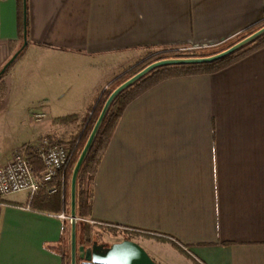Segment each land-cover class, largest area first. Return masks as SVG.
Masks as SVG:
<instances>
[{"label":"crops","instance_id":"obj_1","mask_svg":"<svg viewBox=\"0 0 264 264\" xmlns=\"http://www.w3.org/2000/svg\"><path fill=\"white\" fill-rule=\"evenodd\" d=\"M23 3L27 45L0 79V166L23 151L36 172L41 138L78 131L56 120L86 115L125 72L105 81L106 66L215 48L264 20V0H0V71L22 46ZM69 182L0 198V264H63ZM87 222L136 236L158 264H264V48L132 101Z\"/></svg>","mask_w":264,"mask_h":264},{"label":"trees","instance_id":"obj_2","mask_svg":"<svg viewBox=\"0 0 264 264\" xmlns=\"http://www.w3.org/2000/svg\"><path fill=\"white\" fill-rule=\"evenodd\" d=\"M264 26V20L255 24L254 26L243 31L234 38L228 40L227 42L222 43L221 45L211 48V49H201L193 51H164L159 52L149 58L139 61L134 66L127 69L123 74L116 78L112 83H110L105 90H103L96 100L94 106L90 108L89 112L83 117L77 115L67 116L64 118L57 119V123L60 125H73L78 131L76 134L69 136L67 138L59 139L53 141L56 144L64 145L68 147L71 151V158L68 164L66 171L64 172L67 181L70 180L71 170L93 128V125L96 122V119L109 95L112 91L117 88L120 84L143 70L148 65L163 59L169 58H201L207 57L218 52L223 51L224 49L232 46L238 41L244 39L248 35L252 34L256 30ZM264 48V35L254 41L252 44L244 47L240 51L230 55L220 61L203 64V65H184V66H171L163 67L156 69L146 75L141 80L137 81L131 87L123 91L117 98L114 100L110 109L108 110L106 117L99 129L97 136L94 139V142L80 168V171L77 176L76 182V235L79 239L81 237V243L87 244L92 238L100 237L92 234V228L95 225H90L87 220L91 215V204L93 197V183L98 167L101 163L102 157L110 143L114 130L118 124L120 117L122 116L126 107L138 98L140 95L148 91L149 89L155 87L159 83L166 81L168 79L177 78V77H189V76H201V75H211L217 72H220L229 66L237 63L248 55ZM9 67L5 72L0 75V79L7 72ZM90 113V114H89ZM69 216V215H68ZM99 229V228H98ZM101 231V230H100ZM102 232V231H101ZM120 235L124 236L123 240L134 241L133 235H130L126 232H117ZM96 240V239H95ZM106 244V245H111ZM63 264H69L67 261V252L62 254ZM67 262V263H66ZM77 264H85L81 261H77Z\"/></svg>","mask_w":264,"mask_h":264},{"label":"water","instance_id":"obj_3","mask_svg":"<svg viewBox=\"0 0 264 264\" xmlns=\"http://www.w3.org/2000/svg\"><path fill=\"white\" fill-rule=\"evenodd\" d=\"M264 35V26L248 35L244 39L238 41L227 49L216 54L201 57V58H169L156 61L143 70L120 84L115 88L105 101L95 124L71 170L69 182V264H77L81 261L85 264H156L154 260L146 253V251L136 242L131 240H122L121 242L113 243L111 245L99 244L94 241L91 246L85 247L77 244L76 235V182L80 168L97 136L99 129L106 117L110 106L123 91L131 87L137 81L144 78L152 71L171 66H184V65H203L211 64L220 61L234 53L240 51L244 47L252 44L258 38ZM26 16H25V3H23V43L21 48L10 58L0 71L2 75L7 67L13 63L18 55L26 48Z\"/></svg>","mask_w":264,"mask_h":264},{"label":"built area","instance_id":"obj_4","mask_svg":"<svg viewBox=\"0 0 264 264\" xmlns=\"http://www.w3.org/2000/svg\"><path fill=\"white\" fill-rule=\"evenodd\" d=\"M43 118V114L32 115V119L37 122ZM31 154L40 163V172L35 171L31 160L23 151H16L9 163L0 166V198L20 192H26L30 197L41 191L48 194L58 192L53 180L58 174L64 175L72 156L70 149L43 137ZM59 217L68 219L63 215Z\"/></svg>","mask_w":264,"mask_h":264},{"label":"rangeland","instance_id":"obj_5","mask_svg":"<svg viewBox=\"0 0 264 264\" xmlns=\"http://www.w3.org/2000/svg\"><path fill=\"white\" fill-rule=\"evenodd\" d=\"M157 53H159V52L150 53V54L147 55V57L145 55L141 59L136 60V61H134V60H127L126 61V60H124V61H120V63L111 64L109 66H106L105 67L106 68V71H105V75H104L105 81H108L109 79H113L114 77L118 76L120 73H123L124 71H126L130 67L134 66L137 62H139L141 60H144L146 58H149V57H151V56H153V55H155ZM37 110H40V109L37 108ZM70 129H72V130L70 131ZM68 130H69V133H67L68 135H70V134L72 135L73 133H75L74 127L73 128H69ZM70 132H72V133H70ZM91 232H92L93 235H95V236L98 235L100 237L95 238L96 239L95 240L94 238H92L93 236H91L90 242L87 243V244H84V243L82 244L81 243L82 239L80 237L79 239L77 238V244L78 245H83L85 247H89V246H91V244L94 241H96L99 244H105L106 245V244H110V243L121 242L124 239V236L123 235H120L119 233H117L116 230L113 229V228H108V227L96 226L95 225L92 228V231ZM130 235H132V234H130ZM65 236H66V239H67L68 244L66 243V245L64 247V252H67V261L69 263V219H67L66 235ZM133 239H137V237L133 235ZM156 264H158V263L156 262Z\"/></svg>","mask_w":264,"mask_h":264}]
</instances>
